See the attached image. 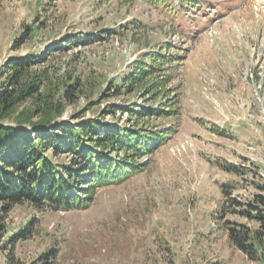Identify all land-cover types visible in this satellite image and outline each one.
Instances as JSON below:
<instances>
[{"label": "rangeland", "instance_id": "1", "mask_svg": "<svg viewBox=\"0 0 264 264\" xmlns=\"http://www.w3.org/2000/svg\"><path fill=\"white\" fill-rule=\"evenodd\" d=\"M26 54L46 57L33 68L49 74L46 107L77 81L54 118L115 104L128 111L106 122L167 137L87 208L14 206L7 239L34 225L21 260L55 246L56 264H264L231 246L220 218L223 189L247 199L264 182V0H0V89L4 63Z\"/></svg>", "mask_w": 264, "mask_h": 264}, {"label": "trees", "instance_id": "2", "mask_svg": "<svg viewBox=\"0 0 264 264\" xmlns=\"http://www.w3.org/2000/svg\"><path fill=\"white\" fill-rule=\"evenodd\" d=\"M73 41H65L67 45L58 49L67 50ZM45 61V56L26 54L10 58L3 65L6 80L0 89V250L6 251L5 264H56L60 253L52 246L28 262L17 256V242L30 238L34 225L28 224L7 239V217L14 206L28 204L41 211L87 208L100 188L125 182L142 171L147 164L143 159L167 137L162 131L131 130L114 121L106 122L107 114L115 117L118 110L128 111L115 104L104 108L101 116L87 117L82 109L69 121L54 118L55 111L62 112L58 109L61 101L70 100L78 85L76 81L68 84L62 94L55 93L59 96V102L55 101L57 110L46 107L52 99L43 90L49 74L45 70L38 75L33 72L35 65ZM136 78L139 72L128 78V84H134ZM119 94V90L114 93ZM27 101L30 105L17 111V106ZM131 109L129 112L137 110ZM124 149L126 153L120 156ZM256 188L247 199L223 189L220 218L231 246L252 261L264 262V182L256 183Z\"/></svg>", "mask_w": 264, "mask_h": 264}]
</instances>
